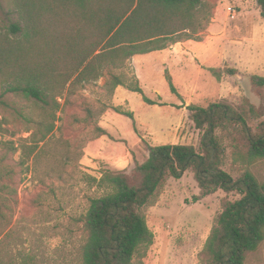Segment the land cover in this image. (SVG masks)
<instances>
[{
	"label": "rangeland",
	"instance_id": "rangeland-1",
	"mask_svg": "<svg viewBox=\"0 0 264 264\" xmlns=\"http://www.w3.org/2000/svg\"><path fill=\"white\" fill-rule=\"evenodd\" d=\"M206 1L210 23L194 40L135 56L114 71L126 85L136 82L152 106L125 87L111 91L106 77L69 95L67 88L57 99L54 130L41 140L31 104L22 96H0L9 107L0 105V264H82L80 220L90 199L105 193L97 185L105 171L131 174L135 163L148 158L149 146L198 148L201 132L190 121L188 106L219 101L239 106L243 99L260 104L250 87L251 76L264 77V21L256 1ZM228 6L238 10L235 20L227 17ZM12 24H20L18 14L10 0H0V34ZM210 70H220V79ZM113 108L133 113L136 133L132 121ZM102 128L110 138L98 137ZM223 169L234 178L247 170L264 182V160L245 166L227 150ZM237 198L221 191L201 198L189 172L169 180L157 204L145 210L153 244L142 263L199 264L223 202ZM245 264H264V244Z\"/></svg>",
	"mask_w": 264,
	"mask_h": 264
},
{
	"label": "trees",
	"instance_id": "trees-1",
	"mask_svg": "<svg viewBox=\"0 0 264 264\" xmlns=\"http://www.w3.org/2000/svg\"><path fill=\"white\" fill-rule=\"evenodd\" d=\"M264 21V0H255ZM20 24L0 34L1 97L22 96L35 112L41 140L55 127L60 109L57 99L75 87L106 77L111 91L118 87L145 97L136 82L125 84L114 71L135 56L164 51L194 40L211 19L206 0H10ZM220 79V70H210ZM234 75L233 72H228ZM166 81L176 93L171 77ZM260 97L253 105L225 101L207 107L188 106L189 119L201 132L198 148L189 145L149 146L148 158L135 163L131 174L105 171L98 187L105 193L89 201L81 217L85 243L82 264H143L153 244L145 210L157 204L167 182L191 173L200 192L208 197L219 191L238 196L225 201L199 254V264H245L264 244V182L247 170L232 177L223 169L225 153L249 166L264 160V77H250ZM0 105L9 108L0 100ZM113 111L132 121L134 115ZM19 116L31 122L29 116ZM98 137L110 135L98 129ZM225 141L229 142L226 147ZM229 147V148H228ZM34 154V150L29 155Z\"/></svg>",
	"mask_w": 264,
	"mask_h": 264
},
{
	"label": "built area",
	"instance_id": "built-area-1",
	"mask_svg": "<svg viewBox=\"0 0 264 264\" xmlns=\"http://www.w3.org/2000/svg\"><path fill=\"white\" fill-rule=\"evenodd\" d=\"M227 17L230 20H235L238 16V10L234 6H228L226 8Z\"/></svg>",
	"mask_w": 264,
	"mask_h": 264
},
{
	"label": "crops",
	"instance_id": "crops-1",
	"mask_svg": "<svg viewBox=\"0 0 264 264\" xmlns=\"http://www.w3.org/2000/svg\"><path fill=\"white\" fill-rule=\"evenodd\" d=\"M240 1H242V0H240ZM258 12V14H259V11H257ZM238 17V16H237ZM259 20H260V16H259ZM262 20V19H261ZM261 20H260V22H261ZM102 130H104V131H106L105 129H103L102 128ZM107 132V131H106ZM108 133V132H107ZM106 136H103V138H105ZM100 138H102V137H100ZM99 139V138H98Z\"/></svg>",
	"mask_w": 264,
	"mask_h": 264
}]
</instances>
